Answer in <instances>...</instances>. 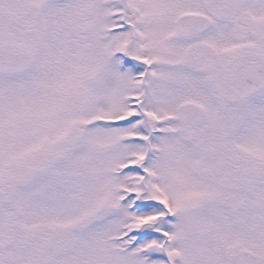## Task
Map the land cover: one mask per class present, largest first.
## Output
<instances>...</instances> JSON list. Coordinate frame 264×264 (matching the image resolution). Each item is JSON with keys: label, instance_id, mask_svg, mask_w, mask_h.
I'll return each instance as SVG.
<instances>
[{"label": "snow or ice", "instance_id": "obj_1", "mask_svg": "<svg viewBox=\"0 0 264 264\" xmlns=\"http://www.w3.org/2000/svg\"><path fill=\"white\" fill-rule=\"evenodd\" d=\"M0 264H264V0H0Z\"/></svg>", "mask_w": 264, "mask_h": 264}]
</instances>
